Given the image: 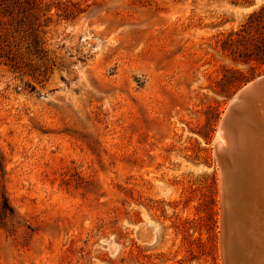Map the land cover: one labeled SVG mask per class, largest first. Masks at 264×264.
Instances as JSON below:
<instances>
[{
    "label": "rangeland",
    "instance_id": "1",
    "mask_svg": "<svg viewBox=\"0 0 264 264\" xmlns=\"http://www.w3.org/2000/svg\"><path fill=\"white\" fill-rule=\"evenodd\" d=\"M263 75L264 0H0V264H228L217 138Z\"/></svg>",
    "mask_w": 264,
    "mask_h": 264
},
{
    "label": "bare ground",
    "instance_id": "2",
    "mask_svg": "<svg viewBox=\"0 0 264 264\" xmlns=\"http://www.w3.org/2000/svg\"><path fill=\"white\" fill-rule=\"evenodd\" d=\"M258 102L261 103L259 107L264 113V75L257 80L248 83L232 98L226 113L223 115V122L217 138L218 148L221 153L218 154L224 161L223 171L225 176V186H230V189L228 188L227 190L226 196L229 197L231 195L234 197L235 201V208L233 209H230L229 201L226 204L227 215L225 217V225H228L231 229L228 231V240H225L227 243L225 249L227 252L228 264H255V253L253 252L251 256L248 255L255 244V240L247 235L246 228L249 222L248 224L245 223L247 222L245 220L246 217H248L250 210H244L246 208L240 206V203L245 196L242 194L243 191L240 192L243 188L239 187V185L248 187L252 186L250 189L252 190L253 188L252 191L254 193H252L255 194L253 199H257L258 204L264 207L261 205L262 198L264 199L263 195L261 197V193L264 192V145H262L263 147L260 152L261 145H259V140H257V137L256 139H253V136L251 137L250 133L249 136L252 139L247 141L243 140L244 133L242 132L243 128L241 126L242 119L253 115L252 111ZM255 117L257 118V116ZM261 124L262 123L260 122V125ZM237 186L238 190H236ZM252 193L251 195L253 196ZM232 216L233 218H231Z\"/></svg>",
    "mask_w": 264,
    "mask_h": 264
}]
</instances>
